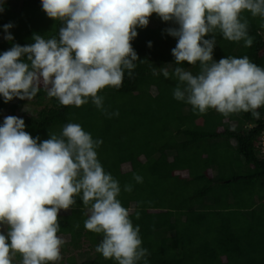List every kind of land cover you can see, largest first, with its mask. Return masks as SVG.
Masks as SVG:
<instances>
[{"label":"trees","instance_id":"obj_1","mask_svg":"<svg viewBox=\"0 0 264 264\" xmlns=\"http://www.w3.org/2000/svg\"><path fill=\"white\" fill-rule=\"evenodd\" d=\"M3 8L0 54L14 44L33 43L34 34L59 40L63 24L47 17L41 0H4ZM242 19L247 20L252 45L228 41L216 30L205 36L215 37L213 60L246 56L264 68V18L245 11ZM9 23L12 41L4 39L3 26ZM173 27L177 26L152 14L147 27L136 29L131 44L139 60L131 76L124 70L119 89L105 87L98 93L102 108L91 98L80 107L62 106L40 86L31 100L13 98L4 103L0 97V126L2 112L7 111L24 120V130L39 137L38 143L52 134L60 137L69 123L79 124L93 140H101L97 158L118 181L117 199L129 210L133 226H139L141 246L147 250L138 264H264V107L257 109L259 119L251 112L225 117L214 109L199 114L185 101L174 99L179 83L174 69L198 75L200 67L199 62L175 63L171 53L177 40L166 31ZM27 105L33 107L32 114L21 111ZM200 119L206 120L204 126H197ZM233 165H245L244 172H230ZM224 172L229 176L224 177ZM126 185L131 191L124 190ZM254 196L256 202H250ZM75 199V205L58 214L57 235L65 240L61 249L75 251L86 242L94 254L85 253L80 259L70 256L55 264H116L95 250L103 234L84 227L91 204H83L82 194ZM246 212L251 214L248 218ZM12 264H22L19 253Z\"/></svg>","mask_w":264,"mask_h":264},{"label":"clouds","instance_id":"obj_2","mask_svg":"<svg viewBox=\"0 0 264 264\" xmlns=\"http://www.w3.org/2000/svg\"><path fill=\"white\" fill-rule=\"evenodd\" d=\"M3 3L0 0V12ZM41 7L49 19L62 22L59 40L34 34L33 43L14 44L0 54L4 103L13 98L31 100L43 84L48 96L62 106L80 107L91 98L102 108L98 93L105 87L119 89L124 70L132 75L139 58L131 41L136 29L147 27L156 14L177 26L166 29L177 40L171 53L175 63L199 62L198 75L174 69L179 81L174 99L185 101L199 114L214 109L225 117L251 112L260 118L264 68L246 56L214 61L215 37L205 36L219 30L224 39L243 40L250 47L253 41L242 13L264 18V0H41ZM11 27V23L3 26L5 40H13ZM163 75L168 78L169 72L165 69ZM24 129V120L16 116L5 117L0 126V264H12L16 253L22 264L59 261L63 240L57 235L58 214L75 205L80 194L85 206L91 204L85 229L103 234L96 252L116 264L144 259L147 250L141 246L139 226H133L129 210L117 199L118 181L97 158L102 141L93 140L75 123L65 125L60 137L52 134L39 143V137ZM133 178L142 182L139 175ZM124 190L131 191V186Z\"/></svg>","mask_w":264,"mask_h":264},{"label":"rangeland","instance_id":"obj_3","mask_svg":"<svg viewBox=\"0 0 264 264\" xmlns=\"http://www.w3.org/2000/svg\"><path fill=\"white\" fill-rule=\"evenodd\" d=\"M41 87H44L43 84H41ZM21 111L29 113V114H32L33 113V107L30 106V105H27ZM2 113H3V120H4L5 117L9 116V113L7 111H3ZM18 115L19 116L21 115L20 111H19ZM205 121L206 120H204V119H200L199 121H197V124H198L197 126H199V127L200 126H204L206 124ZM262 145H264V135L262 136ZM261 155L264 156V146L261 149ZM244 170H245V165H242V167H238L236 165H233L232 170L230 172L234 171L236 173H238V172L241 173V172H244ZM229 174H230L229 172H224V177L229 176ZM179 175H183L184 176L186 174L185 173H179ZM245 196H246V193L243 195L244 199H245ZM256 200H257L256 196H254L253 198L250 199V202H253V201L256 202ZM244 215H245V217L248 218L251 214L246 212ZM5 231H7V230L5 229ZM63 241H65V240H63ZM89 247H90L89 243L82 242L81 243V247L79 249L75 250V251H73L72 249H70L68 251H64V250L60 249L61 259L59 261H63L64 262L65 259L70 257V256H73V257H75L77 259H80L81 257H85L86 256L85 253H89L90 256H93L94 250H90L89 251Z\"/></svg>","mask_w":264,"mask_h":264},{"label":"built area","instance_id":"obj_4","mask_svg":"<svg viewBox=\"0 0 264 264\" xmlns=\"http://www.w3.org/2000/svg\"><path fill=\"white\" fill-rule=\"evenodd\" d=\"M264 146V145H263Z\"/></svg>","mask_w":264,"mask_h":264}]
</instances>
